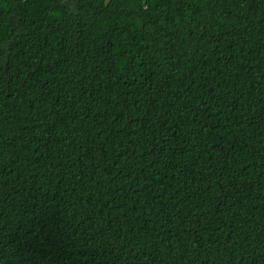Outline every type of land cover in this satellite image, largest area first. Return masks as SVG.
<instances>
[{
	"label": "trees",
	"instance_id": "obj_1",
	"mask_svg": "<svg viewBox=\"0 0 264 264\" xmlns=\"http://www.w3.org/2000/svg\"><path fill=\"white\" fill-rule=\"evenodd\" d=\"M0 264H264V0H0Z\"/></svg>",
	"mask_w": 264,
	"mask_h": 264
}]
</instances>
